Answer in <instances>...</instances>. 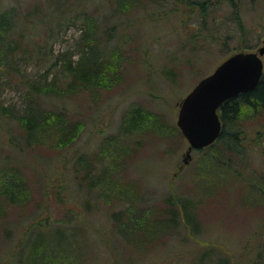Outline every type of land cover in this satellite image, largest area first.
Segmentation results:
<instances>
[{
  "label": "rangeland",
  "instance_id": "1",
  "mask_svg": "<svg viewBox=\"0 0 264 264\" xmlns=\"http://www.w3.org/2000/svg\"><path fill=\"white\" fill-rule=\"evenodd\" d=\"M178 3L0 0V10L18 13L16 31L23 36L16 38L22 49L10 58L0 51V193L12 188L14 168L22 190L18 203L0 195V264H38L40 258L28 257L36 244L56 253L42 264L53 255L69 264L62 258L70 254L78 264H187L201 252L228 264H264V105L242 107L237 154L193 151L183 167L187 142L176 126L178 103L199 80L230 54L261 47L264 0H236L237 21L230 4H221L199 32L200 18ZM90 32L104 40L112 34L107 48L90 52L93 62L108 54L107 74L100 86L64 93L70 78L61 72L87 55L91 42L83 36ZM54 78L55 94L33 107L39 118L63 112L65 126L45 125L31 143L16 118L26 110L25 85ZM132 107L144 119H161L126 132L121 116ZM71 124L79 125L77 137L60 145L56 130L63 140ZM176 192L175 208L192 218L196 234L183 224L176 232L163 225L161 199ZM63 233H75L76 244L64 242Z\"/></svg>",
  "mask_w": 264,
  "mask_h": 264
},
{
  "label": "trees",
  "instance_id": "2",
  "mask_svg": "<svg viewBox=\"0 0 264 264\" xmlns=\"http://www.w3.org/2000/svg\"><path fill=\"white\" fill-rule=\"evenodd\" d=\"M125 2L126 0H122ZM130 1V0H129ZM174 2H182L184 4V10L185 14L189 17H199L200 18V25H198L199 31H202L205 29V26L207 25V18L209 17L210 13L218 8L221 4H225L226 2L230 4L231 8H233V14H232V21L239 20L238 16V5H235L236 0H172ZM149 2V1H148ZM189 2V3H187ZM128 3H124L127 7ZM129 10V7H127ZM188 17V19H189ZM189 20V22H184V26H190V24L193 22ZM18 13L14 9L5 8L4 10H0V51H4L3 55L6 58H10L13 54H16L17 51H20L22 48L21 43L16 38L22 39V33L16 31V27L18 24ZM139 19V18H137ZM136 19V20H137ZM106 21V20H105ZM134 22V21H133ZM132 22V23H133ZM240 22V21H239ZM131 24V22H130ZM132 25V24H131ZM131 25H128V23H125V28L129 29ZM93 29H95L92 26ZM125 31V30H124ZM13 35V39L12 36ZM112 35V34H111ZM111 35H108V37L104 40L101 38L99 33L91 34L90 36L88 34H85L83 36V40L90 41L91 43H87L86 45V56L82 57L81 61L77 63L76 66H72V64L67 63L66 67H64L62 74H65L69 76L70 80L66 81V83L63 85L64 90H62L64 93L67 92V90H80V89H86L92 86H100L101 85V79L107 74V64L105 62L104 57H106L108 54H106L104 57H99L95 62L91 60L92 55H90V52L92 48L96 45H102L103 47L107 48L109 45L111 38ZM126 35V34H125ZM198 34H194V37H197ZM115 72V71H114ZM113 72V74H114ZM64 75V77H66ZM109 76V74H108ZM47 79V77H46ZM46 79L43 80H34L29 79L26 83V94H25V103H26V110L22 114H17L16 118L20 124L22 133L28 137L29 141L32 143L34 137H36V134L39 133L40 130H42V127H50L53 126L54 128H58L59 130L60 125H62L64 128L65 122H61V120L65 117V115H62L63 112H58V114H52L50 112L45 113L42 117L39 118V110L34 109L33 104L34 103H40L41 100L44 97L50 96L52 94H55V89L53 87L54 83L53 80L51 82L47 81ZM114 80V78H113ZM259 105H264V75L261 78V80L257 83V85L252 89L245 93L239 94L235 98L226 100L220 105V108L218 110V114L221 120L222 124V130L220 133L219 138L215 143H213L211 146H209L206 149L211 150L212 153H219L221 155V152L224 153V157L227 154H237L234 150V143L240 142L241 139V128L237 125V119L241 113L242 107L246 108H257ZM0 110L5 111V108L0 104ZM42 112V111H41ZM144 115L140 114L139 109L136 107H132L128 109L127 111H124L121 116V123L126 132H135L136 130L141 129L142 121H147L149 119L158 120L161 119L160 115L150 116L148 119H144ZM43 121V122H42ZM41 124V125H40ZM46 125V126H45ZM57 130L55 132V136H53V139L59 140L60 145H67L74 141V139L77 137L78 131H79V125L77 124H71L68 129L67 136L61 140L58 137ZM178 131V130H177ZM231 145V146H230ZM196 152L201 153L203 152V149L197 150ZM86 158V157H85ZM84 160V159H83ZM88 160L81 161L82 164L85 167V174L83 175L84 179H87L90 175L91 168H88L90 166V163H84ZM93 168V166H92ZM13 178L14 176V182L12 188H8V185H5L7 188H4L1 190L0 195H5L8 199L11 201H15L16 203L20 202L19 196L17 193L22 194V190L20 188V185H16L15 183H18L19 178L21 177L20 171L18 169H15L13 171H9V177ZM91 177V176H90ZM17 180V181H16ZM10 184V183H8ZM92 185V182H91ZM10 187V186H9ZM17 187V188H16ZM11 190V191H10ZM91 187L87 188V192H90ZM106 195V194H105ZM108 197V195H106ZM25 200V197H23ZM17 200V201H16ZM162 200L163 205L165 206L164 210V220L165 224L164 227L168 229H173L175 232L178 230L177 228L180 227L181 224H183L185 227H187L192 234H196L200 231V228L195 225L192 218L187 217V215L182 211L175 208V201L181 200V195L176 193H169L167 194ZM23 202V201H22ZM87 205V201L85 203ZM182 212V213H181ZM72 221V218L69 219V222ZM155 221H157V217L155 218ZM157 223V222H155ZM40 226L41 222H37L32 224V226ZM194 225V229H192V226ZM154 231V230H153ZM135 232H133L134 234ZM135 235V234H134ZM133 236V235H132ZM64 242L73 244V246L76 244L75 239V233H63ZM73 239V240H72ZM134 240V239H133ZM63 242V243H64ZM135 243V242H134ZM40 244L34 245L29 250V256L34 258V262L37 263V258H40L42 261H39L40 264L43 262V259L47 258L49 252L55 253L53 250L50 251V248L48 247L47 250H44V246H39ZM56 254V253H55ZM191 255L188 257V263L187 264H195L194 260L192 263L190 260L192 258L195 259L196 264H204L202 262H205L207 260V263L205 264H228L227 260L225 262L219 261H213V259L210 258V255L207 252H201ZM196 255V256H195ZM52 256V255H51ZM84 253L83 250L80 249L78 258H80L78 261L82 262ZM28 257L26 258V262H28ZM65 262L69 260V264H75V259L73 260V256L65 255L62 258ZM75 262V263H74ZM79 262V263H80ZM22 260H19L18 264H22ZM38 263V264H39ZM47 264H60L56 258V255H53V257L48 261ZM78 264V263H76Z\"/></svg>",
  "mask_w": 264,
  "mask_h": 264
},
{
  "label": "water",
  "instance_id": "3",
  "mask_svg": "<svg viewBox=\"0 0 264 264\" xmlns=\"http://www.w3.org/2000/svg\"><path fill=\"white\" fill-rule=\"evenodd\" d=\"M262 55L264 46L256 52L230 55L180 100L176 126L187 142L181 167L190 162L194 150L208 147L219 138L218 108L257 85L263 74Z\"/></svg>",
  "mask_w": 264,
  "mask_h": 264
},
{
  "label": "flooded vegetation",
  "instance_id": "4",
  "mask_svg": "<svg viewBox=\"0 0 264 264\" xmlns=\"http://www.w3.org/2000/svg\"><path fill=\"white\" fill-rule=\"evenodd\" d=\"M182 2H179L178 4H181ZM187 3H189V2H187ZM261 46H264V39H263V41H262V45ZM260 47H257V48H255V52L259 49ZM263 57H264V55H262L261 56V60H262V63H263V68H264V61H263Z\"/></svg>",
  "mask_w": 264,
  "mask_h": 264
}]
</instances>
